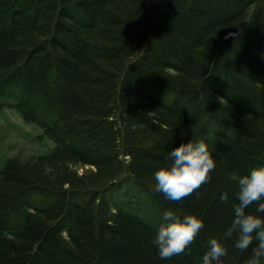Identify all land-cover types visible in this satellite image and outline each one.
<instances>
[{"label": "trees", "instance_id": "trees-1", "mask_svg": "<svg viewBox=\"0 0 264 264\" xmlns=\"http://www.w3.org/2000/svg\"><path fill=\"white\" fill-rule=\"evenodd\" d=\"M3 101L54 148L0 169V264H202L238 178L264 166V0H0ZM191 140L216 168L166 200L153 174ZM169 209L205 228L161 260L151 241ZM233 241L222 264H248L257 242Z\"/></svg>", "mask_w": 264, "mask_h": 264}, {"label": "clouds", "instance_id": "clouds-1", "mask_svg": "<svg viewBox=\"0 0 264 264\" xmlns=\"http://www.w3.org/2000/svg\"><path fill=\"white\" fill-rule=\"evenodd\" d=\"M233 33L225 36L229 39ZM170 165L160 167L153 174L155 184L152 190L166 200L179 202L191 195L210 179V172L216 168L213 152L203 140L182 143L167 153ZM238 201L232 205L233 218L222 238L207 240V251L202 264H222L227 254L223 240L234 237V247L246 251L256 241L248 264H262L264 261V166L254 167L238 178ZM221 203H227L229 194L219 196ZM255 205V212L251 206ZM205 228L204 218L196 214H183L179 210H166L156 235L151 243L156 247L159 258L168 260L185 252Z\"/></svg>", "mask_w": 264, "mask_h": 264}, {"label": "rangeland", "instance_id": "rangeland-1", "mask_svg": "<svg viewBox=\"0 0 264 264\" xmlns=\"http://www.w3.org/2000/svg\"><path fill=\"white\" fill-rule=\"evenodd\" d=\"M0 109V169L8 160L28 161L52 151L54 144L43 137V131L26 123L8 103ZM13 104V102L11 101ZM82 173V171H80ZM121 198L119 202H122Z\"/></svg>", "mask_w": 264, "mask_h": 264}, {"label": "bare ground", "instance_id": "bare-ground-1", "mask_svg": "<svg viewBox=\"0 0 264 264\" xmlns=\"http://www.w3.org/2000/svg\"><path fill=\"white\" fill-rule=\"evenodd\" d=\"M116 185H118V186L115 187L114 190H112V192L110 193L109 196H111V198L115 197V199L120 200L121 198H123L125 196V194L127 192L128 183L121 182V183H118ZM33 210L35 211V209H33ZM33 210H30L31 213H34ZM65 230H67V229H65Z\"/></svg>", "mask_w": 264, "mask_h": 264}]
</instances>
